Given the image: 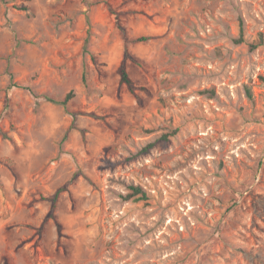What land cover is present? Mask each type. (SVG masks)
<instances>
[{"label": "rangeland", "instance_id": "374dc122", "mask_svg": "<svg viewBox=\"0 0 264 264\" xmlns=\"http://www.w3.org/2000/svg\"><path fill=\"white\" fill-rule=\"evenodd\" d=\"M0 264H264V0H0Z\"/></svg>", "mask_w": 264, "mask_h": 264}, {"label": "trees", "instance_id": "16d2710c", "mask_svg": "<svg viewBox=\"0 0 264 264\" xmlns=\"http://www.w3.org/2000/svg\"><path fill=\"white\" fill-rule=\"evenodd\" d=\"M237 41L238 42L245 41L244 30H243V20H241V35L237 39ZM262 42H263L262 39H260L259 41H254V42L250 43V47L252 49H254V48L258 47V45L262 44ZM89 43H90V36H87V38L85 40V45H84L85 50H89L88 49ZM119 73H120L121 82L125 83L127 85V87L129 88V90L136 95L139 103H142L141 96L137 93V90L139 88L135 85V82H134L133 78L131 77V75L128 71V67H127L125 62H122V64L120 65ZM140 89H146V88L141 87ZM210 91L213 92L214 89L212 88V89H210ZM74 96H75V93L73 90H71L66 94L65 98L61 101H57L54 99H50V100H52L56 103L58 102V103L66 105ZM167 137H168V135H164V138H167ZM130 189H131V191L127 195H125V197L127 199L133 198L134 200H142V199H146L148 197L147 191L141 185H132V186H130ZM59 193H60V190L56 192V194L53 198L54 204L58 198ZM58 226L60 228V224H58Z\"/></svg>", "mask_w": 264, "mask_h": 264}]
</instances>
